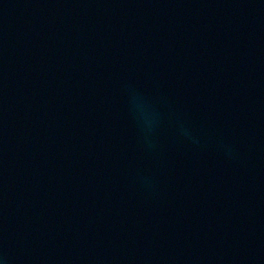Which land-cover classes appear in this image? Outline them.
Returning a JSON list of instances; mask_svg holds the SVG:
<instances>
[{
  "label": "water",
  "instance_id": "water-1",
  "mask_svg": "<svg viewBox=\"0 0 264 264\" xmlns=\"http://www.w3.org/2000/svg\"><path fill=\"white\" fill-rule=\"evenodd\" d=\"M0 261L264 264V0H0Z\"/></svg>",
  "mask_w": 264,
  "mask_h": 264
},
{
  "label": "clouds",
  "instance_id": "clouds-1",
  "mask_svg": "<svg viewBox=\"0 0 264 264\" xmlns=\"http://www.w3.org/2000/svg\"><path fill=\"white\" fill-rule=\"evenodd\" d=\"M145 125L147 126V128L150 130L151 129V127H152V121L151 120H145ZM181 131H182V133L184 134V135H189V133H188V131H187V129H181ZM0 264H2V261H0Z\"/></svg>",
  "mask_w": 264,
  "mask_h": 264
}]
</instances>
